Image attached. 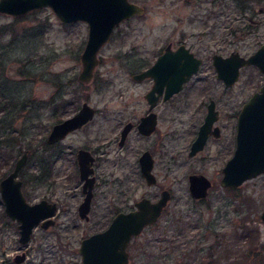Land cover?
Wrapping results in <instances>:
<instances>
[{
    "label": "rangeland",
    "instance_id": "rangeland-1",
    "mask_svg": "<svg viewBox=\"0 0 264 264\" xmlns=\"http://www.w3.org/2000/svg\"><path fill=\"white\" fill-rule=\"evenodd\" d=\"M131 1L142 5V11L121 18L99 45L97 61L85 83L76 77L80 68L79 52L86 37L83 19L59 20L47 5L21 14L0 12V103L28 99L30 106H38L37 113L26 110L28 104L21 108L18 102L10 106L5 115L2 114L4 110H0V177L10 169L22 149L28 147V157L19 170L22 189L28 198L36 199L51 190L57 195H62V190L75 195L59 196L55 224L45 231L34 227L26 243L18 240L15 223L1 217L0 197V264H17L12 257L21 248L27 250L28 257L20 264H73L79 259L76 250L79 235L93 225L91 220L78 219L74 209L66 203L80 193L72 162L63 158L54 160L40 182L35 174L38 155L45 152L41 139L56 114L51 112L54 98L67 100L64 115L73 111L82 99L97 107L105 97L120 92L133 93L138 87L130 85L131 71L138 62L150 58L166 38L183 37L206 57L209 51L245 53L264 39V0ZM259 5L262 10L256 9ZM193 79L197 93H217L222 100L227 97L235 103L245 88L251 90L255 85L257 71L249 66L242 67L237 80L226 88L214 76L213 68L204 64ZM119 88L123 91L119 92ZM97 118L96 114L95 120ZM98 128L94 121L71 132L62 142L70 146L82 142L96 135ZM191 162L170 161L167 171L156 166L157 184L170 187L171 196L156 220L130 241L127 264H199L204 249L198 246L205 244V239H213V233L208 234L211 228L217 230L219 241L228 242L213 248L211 256L215 264H229L241 239L257 238L252 226L256 224L258 237L264 231V219L259 217L264 203V170L245 178L234 188L223 186L218 176H213L206 195L194 199L183 178ZM212 166H209L210 172L214 169ZM115 172L122 176L123 170L119 168ZM136 183L131 198L153 192L157 187L145 185L140 180ZM121 185L111 181L97 185L94 201L103 194L99 189L115 190ZM64 203L67 206L63 207ZM237 217L244 218V224H248L245 229L235 225ZM202 229L207 235L203 240L200 235L198 238ZM226 249L230 250L229 256Z\"/></svg>",
    "mask_w": 264,
    "mask_h": 264
},
{
    "label": "flooded vegetation",
    "instance_id": "flooded-vegetation-1",
    "mask_svg": "<svg viewBox=\"0 0 264 264\" xmlns=\"http://www.w3.org/2000/svg\"><path fill=\"white\" fill-rule=\"evenodd\" d=\"M127 17H130V15L125 18ZM118 23L119 20L113 24L110 33ZM85 24L87 32L88 25L86 21ZM262 44H264V39L260 40L250 51L238 53L246 56ZM182 48H185L190 53L189 58H197L198 62L196 68L188 74L187 78L180 81V84L176 88H172V86L168 90L166 83H171L169 79H174L176 76L173 67L175 65L178 67L184 63L185 55L181 50ZM230 51L233 50H229L226 53L209 51V57H206L199 53V50L186 43L183 37H177L175 40L166 38L155 49L150 58L138 62L136 68L131 71L130 80L132 83L130 85L138 87L136 90L133 89V93H121L120 91H123V89L119 88L120 93L103 98L97 107L91 105L87 99H82L73 111H69L64 115H62V113L67 111V100L62 97L52 100L53 105L51 112L56 114L53 117L54 119L52 118L53 121L51 124L72 114L83 100L87 101L93 107L90 116L82 120L79 124L69 128L61 136L52 141L46 140L47 131L51 124L49 125L43 139H41V145L45 152L38 155V171L35 173L38 182H40L47 175L45 170L48 169V166L52 165L54 160L63 158L74 164L76 176L79 181L78 190L80 193L76 198L67 200L66 203L70 208L74 209L78 219L85 222L91 220L93 224L89 231L79 235L78 244L76 246L78 253L79 251L77 248L83 236L103 229L116 212L128 211L135 208V201L138 199L147 198L153 201L159 196L162 189H166L169 197L160 207L156 218L158 217L171 196V189L166 185L157 184L158 180L155 173L156 166L163 167L167 171L170 161L178 159L192 161V164H189V166L185 168L184 176L182 172V176L186 181V186L188 184L189 173H201L209 180V185L206 186V192L202 196L193 197L189 193L187 186L189 195L194 199H200L206 195L208 188L213 182V176H218L220 182L222 173L221 166L233 152L237 114L243 102L254 91L260 90V86H264V49H262L258 55L261 66L253 62L239 64L236 77L229 83H225L221 77L216 75V69L212 62V55L214 53L226 55ZM160 53L166 54V60L161 65V68H165L163 73L166 75V82L162 78H154L151 74H145L142 77H132V73H136L149 66ZM204 64H206V66L210 65V67L213 68L214 76L217 77L226 88L231 87L237 80L241 68L244 66L252 67L257 71V80L251 90H247V88L244 89L242 96L235 103L226 99L227 97H224L222 100L221 96L217 93H197L194 91L193 76ZM175 83L174 81L172 84L175 85ZM204 89L205 88L201 90ZM262 91H264V89ZM69 100L70 98H68V101ZM28 101V99L19 101L8 100L5 101V103H0V110H4L2 114L5 115V112L8 111L10 106L18 102L21 108H25L28 104L29 107H27L26 110L30 112L32 109L34 113H37L36 109L38 106L36 104L30 106ZM96 114L98 118L95 120ZM206 115L210 118H207ZM94 121L99 127L96 135L85 138L84 141L76 142L71 146L64 145L65 143H63L62 140L66 136L77 129L88 126V124ZM199 131V134H204L203 140L200 146H197L192 152H189L192 140ZM25 149H27L28 157V147L23 148L19 155ZM217 161H219V164ZM216 163L217 165H215ZM210 165L214 167L212 172L209 171ZM80 166L84 169L83 172L80 171ZM142 167H149L148 171L151 172V181H147V178L143 174ZM119 168L123 170L122 176L115 172V170ZM137 178L145 185H157L156 189L153 192L140 193L136 197L131 198V192L135 190L137 185L136 181H139ZM88 180L90 181V186L87 184ZM50 181L51 183L53 181L51 177ZM109 181L118 182L123 185L117 187L115 190L107 191L106 188L103 190L99 189V192H103V194L100 196L99 200L95 202V194L97 193L95 187ZM22 192L29 202L45 198L48 201H53L55 207L51 213L39 217L31 225L29 237L25 241H22L19 238V219L11 217L6 213L4 202L1 198L3 203L1 217L4 216L7 221L15 223L19 233L18 240L21 243L29 241L30 234L34 227L38 226L41 230L45 231L55 224L57 211L59 209V196H75L70 191L62 190V195H57L54 190H51L49 194H42L36 199H29L23 189ZM86 192H89V196L85 203L83 200ZM66 203L63 204V207L67 206ZM79 211H81V214ZM49 218L52 219V222L42 225V222ZM156 218L151 222L143 224L137 233L129 236L126 243L128 261L130 257L128 249L130 241L138 236L145 226L151 225ZM24 247H26V244ZM18 253H23V258L20 261L15 260V256ZM27 257V250L21 248L14 253L12 260L20 264L24 262ZM7 260L9 261L10 258ZM79 260L80 253L79 259L73 264H76Z\"/></svg>",
    "mask_w": 264,
    "mask_h": 264
},
{
    "label": "water",
    "instance_id": "water-1",
    "mask_svg": "<svg viewBox=\"0 0 264 264\" xmlns=\"http://www.w3.org/2000/svg\"><path fill=\"white\" fill-rule=\"evenodd\" d=\"M42 5L49 6L55 16L62 21L83 19L88 28L83 46L79 52L80 68L77 71V79L82 82L88 81L92 74V68L97 61L96 50L108 37L115 22L133 13H140L142 5L131 0H0V11L12 14H21L30 8ZM262 10V6H256ZM184 49V50H183ZM264 44L259 45L253 52L243 56L238 51H230L226 55L214 53L212 62L216 69V75L225 83H229L236 77L237 67L241 63L253 62L261 66L259 59L260 51ZM185 55L184 63L175 65V78L166 83L168 90L176 88L180 81L187 78L188 74L196 68L198 59L189 58V52L181 49ZM166 54H158L153 62L144 69L132 73V77H142L151 74L154 78L165 80L161 68L166 60ZM160 67V68H159ZM168 80V81H169ZM176 82L175 85L172 84ZM264 86L254 91L242 104L236 118L235 141L232 154L221 166L220 184L234 188L245 178H248L264 170ZM167 90V91H168ZM93 107L85 100L72 114L52 123L47 131L46 140L61 136L69 128L79 124L91 115ZM207 118L208 115H206ZM195 136L190 145V151L200 146L204 134ZM27 159V149L18 155L9 171L0 178V197L4 202L6 213L19 219L18 227L20 240L25 241L29 237L31 225L41 216L51 213L55 204L45 198L29 202L22 192V179L19 177V169ZM148 168L143 169L147 181H151V172ZM80 171L84 169L80 166ZM81 174V173H79ZM81 176V175H80ZM90 186V181H87ZM209 180L201 173H189L188 191L193 197L202 196L206 192ZM89 196L86 192L85 203ZM169 197L168 191L162 189L159 196L150 201L140 198L135 201L136 207L128 211L116 212L108 224L101 230L91 232L80 239L78 251L80 260L76 264H127L128 256L126 243L131 234L137 233L143 224L153 221L162 204ZM81 214V211H79ZM259 217L264 219V203L259 211ZM52 222L46 219L42 225ZM23 258V253L15 256L16 261Z\"/></svg>",
    "mask_w": 264,
    "mask_h": 264
},
{
    "label": "trees",
    "instance_id": "trees-1",
    "mask_svg": "<svg viewBox=\"0 0 264 264\" xmlns=\"http://www.w3.org/2000/svg\"><path fill=\"white\" fill-rule=\"evenodd\" d=\"M216 214H219V212H216ZM235 225H241L242 228L245 229L248 224H244L243 217H237ZM252 227L256 231L257 238H245L244 240L241 239L239 246L235 248L237 252L231 255L232 261L229 264H264V231L260 234V237H258L259 233L256 224ZM210 233H213L211 235L213 239L210 241H206V239L203 240L207 236L204 229H202V231H200L198 234V238L200 235V238L205 243H202L203 245L198 246L199 248L204 249V257L199 259V264H215L214 258L211 256L213 248H220L221 246H225V244L227 245L228 243L227 241L223 240L219 241V238L217 239V230L211 228L208 230V234ZM226 251L229 252L227 254V256H229L230 250L226 249Z\"/></svg>",
    "mask_w": 264,
    "mask_h": 264
}]
</instances>
